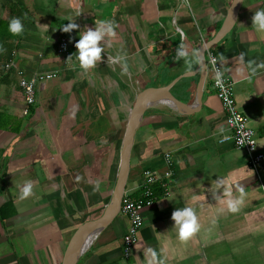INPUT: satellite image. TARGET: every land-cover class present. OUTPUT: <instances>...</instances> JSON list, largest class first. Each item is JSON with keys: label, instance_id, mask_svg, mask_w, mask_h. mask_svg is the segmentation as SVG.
I'll return each mask as SVG.
<instances>
[{"label": "crops", "instance_id": "1", "mask_svg": "<svg viewBox=\"0 0 264 264\" xmlns=\"http://www.w3.org/2000/svg\"><path fill=\"white\" fill-rule=\"evenodd\" d=\"M189 3L177 11L181 38L172 25L176 0H0V28L8 32L13 17L25 26L0 54V206L10 202L14 211L0 220V264H61L78 226L98 219L111 200L136 95L166 86L177 102L164 96L146 108L129 153L124 191L130 196L139 195L145 169L163 176L153 186L158 200L142 210L137 242L124 257L129 220L119 205L76 264H145L148 247L163 249L166 264H264V159L257 173L243 148L219 142L229 130L207 63L202 72L199 65L188 72L176 60L182 40L199 50L216 35L232 0ZM261 9L264 0H242L236 22L205 51V62L207 51L226 58L221 66L235 82L237 110L248 118L264 154V33L252 26ZM106 20L118 27L103 61L85 73L73 56V69L66 61L77 52L80 32ZM71 22L80 27L64 32ZM62 37L69 44L64 55L57 51ZM118 53L127 56V74L108 63ZM51 71L57 76L37 82L36 101L24 115L20 77ZM220 177L246 189L237 214L219 211L226 208L215 199L222 190L213 193L211 187ZM29 180L35 195L20 200ZM97 181L99 190L93 191ZM185 206L196 209L202 229L182 243L172 213Z\"/></svg>", "mask_w": 264, "mask_h": 264}, {"label": "clouds", "instance_id": "2", "mask_svg": "<svg viewBox=\"0 0 264 264\" xmlns=\"http://www.w3.org/2000/svg\"><path fill=\"white\" fill-rule=\"evenodd\" d=\"M184 3L190 8L191 5L189 0H184ZM80 15V13H78ZM253 23L252 26L258 33H264V9L257 10L254 12L252 17ZM95 28H87L83 33L80 32V39L76 42L77 52L73 55H70L67 58L69 65L75 69L77 65H73L72 59L75 56L78 61V67L83 72L87 73L90 70L97 67L104 59L103 53L107 45H110L113 40L117 37V27L118 25L111 20L95 22ZM175 24V21H173ZM80 26L71 22L66 24L63 27L64 32H71L74 29H78ZM8 30L13 36H22L25 31L24 23L21 18L13 17L9 21ZM177 32H180L181 37L183 38V31L177 27ZM7 50L0 45V52H6ZM204 56L199 50H190L189 47L182 42L177 47L176 60H183L186 66V70L191 72L195 66L204 64ZM127 56L126 54L121 55L117 54L115 57L108 56L109 64H120L122 68V73H128L127 65ZM213 64L217 63V60L214 58L211 61ZM219 62L223 65L226 62V58L223 54L219 56ZM254 61L249 62V67L252 68ZM260 67H264V64H261ZM227 69L221 70L217 68L215 70L214 80L217 87L222 91L224 90V72ZM256 71L255 68H252V72ZM223 131V129H221ZM253 146L257 145L255 142H249ZM79 179V178H78ZM215 186L211 187L213 193H220L215 196V199L218 203L226 205L225 207L220 208V213L225 211L231 214L239 213L244 207L247 199V192L244 185L238 181L231 180L228 177H220L215 180ZM100 182L97 181L93 186V191L99 190ZM35 185L32 181H26L23 186L20 188L19 199L26 200L35 195L34 191ZM138 219V218H137ZM172 219L175 221L173 228L177 229L178 239L182 243H187L192 240L202 229L197 211L194 207L185 206L183 208H178L173 211ZM215 223V220H213ZM143 257L145 264H166L164 257V250L161 249L159 252L156 249L151 247L143 249Z\"/></svg>", "mask_w": 264, "mask_h": 264}, {"label": "built area", "instance_id": "3", "mask_svg": "<svg viewBox=\"0 0 264 264\" xmlns=\"http://www.w3.org/2000/svg\"><path fill=\"white\" fill-rule=\"evenodd\" d=\"M176 1V11L175 15L172 18V25L174 26L175 31L177 27L181 29L177 21V11H179V9L181 8H189L188 5L184 3V0ZM173 21H175V24H173ZM177 33H179L181 37L180 32ZM68 48L69 44L67 38H60L57 48L58 53L62 55L67 54ZM214 58L217 60L216 64H213L211 62ZM206 63L211 74V84L215 90L217 98L221 103L222 110L225 114L226 127L229 130L228 134L222 136L219 142L221 143L230 141L236 147L243 148L247 154L249 165L254 169L255 172L258 173V168L264 159V154L258 150L257 145L253 146L249 143L255 142L257 144L256 135L254 130L248 125V118L237 110L236 101L234 98L235 82L224 73L223 79L225 87L222 91L219 87L216 86L214 80L215 70L217 68L223 70L221 63L219 62V58L212 51H207ZM19 74L22 75L21 72H19ZM56 76L57 72L51 71L30 78H26L24 76L20 77L19 86L23 94L22 113L24 115L29 113L30 107H32L36 101L37 82L43 79H52ZM169 174L170 171L167 170L164 173V176H168ZM142 175L143 181L141 184L139 195L137 197H132L126 191H124L120 201V212L126 215L129 220V227L127 232L123 235L122 244L123 256L126 258L129 257L134 244L137 242L138 232L143 226V208L153 205L158 200V195L155 192L153 186L163 178L161 174H158L149 169H145L142 172Z\"/></svg>", "mask_w": 264, "mask_h": 264}, {"label": "water", "instance_id": "4", "mask_svg": "<svg viewBox=\"0 0 264 264\" xmlns=\"http://www.w3.org/2000/svg\"><path fill=\"white\" fill-rule=\"evenodd\" d=\"M241 3L242 0H232L226 20L224 21L219 31L211 40L202 44L199 51L204 56V58L205 51L210 46L216 44L236 22ZM205 66L206 62L204 59L203 66L199 65V67H201V72L203 71ZM165 88L167 91L163 89V92L161 90L160 92L155 93V91L157 90H155L154 87H149L140 91L136 95L134 103L128 115L125 132L122 138L119 167L111 200L103 214L98 219L86 221L78 226L66 246L61 264H76L79 257L86 250L87 246L89 245L95 234L98 232V230L105 226L117 213L126 185V179L129 169V153L133 142L134 132L143 117L144 111L147 107L155 102H158L164 96H168L170 97V99L176 101L173 96H171L169 87L166 86Z\"/></svg>", "mask_w": 264, "mask_h": 264}, {"label": "trees", "instance_id": "5", "mask_svg": "<svg viewBox=\"0 0 264 264\" xmlns=\"http://www.w3.org/2000/svg\"><path fill=\"white\" fill-rule=\"evenodd\" d=\"M15 37H21V36H13L9 30L8 32H5L3 29L0 28V45H3V47L6 49L8 48V50L6 52H8L10 50L12 43H10L11 39H14ZM0 54H2V52H0ZM9 54V53H8ZM6 56V54H5ZM8 57V56H7ZM9 61V59H8ZM8 63V62H7ZM6 63V64H7ZM31 108V107H30ZM31 110V109H30ZM14 214V211L12 209V205L10 202H7L5 204H2L0 206V220L2 221L3 219L11 216Z\"/></svg>", "mask_w": 264, "mask_h": 264}]
</instances>
